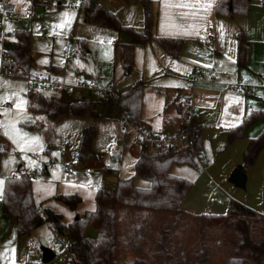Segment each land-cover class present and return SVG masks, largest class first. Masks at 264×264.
I'll return each mask as SVG.
<instances>
[{
	"label": "trees",
	"instance_id": "trees-1",
	"mask_svg": "<svg viewBox=\"0 0 264 264\" xmlns=\"http://www.w3.org/2000/svg\"><path fill=\"white\" fill-rule=\"evenodd\" d=\"M128 1V0H123ZM142 6L143 27L135 30L122 24L116 15L105 8L99 0H79L78 7L82 9L83 18L89 23L111 27L127 33L131 37L130 47L142 45L148 40H154L170 57H177L182 47L180 37L158 36L153 32L154 12L151 0H137ZM264 6V0H260ZM249 0H217L214 4V14L222 16L244 15L248 9ZM15 37L4 41L7 54L11 57V76L22 77L29 73L31 66L30 32L24 28L14 30ZM235 64L243 66L249 55V41L242 32L235 34ZM78 47H82L79 39ZM122 65L127 69L131 65L130 49L122 55ZM17 68L19 70H17ZM145 82L136 80L123 89H114V95L106 104H114L124 117V122L132 125L142 123L141 95ZM264 102V100H261ZM93 101L89 98L61 100L58 97L39 95L31 104L38 110L46 111L54 117L59 114L74 116L94 115ZM264 116V110L254 109L237 123L236 127L225 130L227 143L241 138L243 131L250 124ZM191 144L181 148L152 149L146 143L139 145L138 156L134 161L133 174L129 177H119L113 189L99 187L95 190L94 206L85 210L77 218L63 221L61 213L48 207L43 208L40 215L34 204L30 178L23 171L16 175L5 176L0 199V213L8 223L14 222L17 235L27 234L42 223H47L53 233L62 236L67 243L66 250L71 254L73 264H118V258L124 251L134 253L135 264L149 262L150 264H243L245 261L264 262V214H258L249 207L235 200H229L224 213L192 214L181 207V203L190 188L192 181L175 175L170 171L172 164L186 163L197 166L201 155L202 126L196 123L188 127ZM95 135V127L91 124L82 127L79 138L77 157L83 161L91 150V142ZM264 147V128L247 141L243 150L242 170L254 163L258 153ZM135 177L149 181L147 187L136 186ZM55 200L75 211L80 202L76 193H56ZM126 207L144 209L149 213L166 212L171 214L170 224L160 229L154 244L147 245L141 227L120 239L118 232L117 208ZM94 209V210H93ZM137 211V210H136ZM184 215L197 218L196 241L180 253V243L173 233ZM92 227L97 232L95 240L86 235V228ZM221 233L222 253L217 254L215 242L208 230ZM141 231V232H140ZM210 233V234H209ZM216 239V238H215ZM140 245L134 247V242ZM127 245V246H126ZM126 246V247H125ZM121 247V249H120ZM184 247V245H183ZM217 248V247H216ZM27 264H49V262H32Z\"/></svg>",
	"mask_w": 264,
	"mask_h": 264
},
{
	"label": "rangeland",
	"instance_id": "rangeland-1",
	"mask_svg": "<svg viewBox=\"0 0 264 264\" xmlns=\"http://www.w3.org/2000/svg\"><path fill=\"white\" fill-rule=\"evenodd\" d=\"M12 3L17 11L27 8L32 9L34 12L30 20L22 18L17 20V15L11 17L5 22V28L7 29V26L11 25L12 32L17 28H24L30 32L32 65L37 70L44 72L50 66L57 67L60 70L57 72L60 80L73 85L75 76L80 73L83 78L94 80L98 86L112 87L113 90L123 89L126 85L139 79L146 83L147 77L144 74L145 69L142 65L141 54L128 72H125V68L120 64L119 54L123 32L111 27L96 26L93 23L84 21L82 9L78 7V0H20L19 3H14L12 0ZM65 11L75 13L71 26L64 29L62 34H53V25L59 22L60 14ZM55 31L59 33L60 30L57 29ZM110 37L118 39L115 46L107 44V40H110ZM78 38L83 41L82 56H79V50L76 46ZM101 41H104V43H101ZM198 43L201 44L199 39ZM106 52L108 53L107 57L104 55ZM42 60H47V63L42 64L40 62ZM77 61H79V64ZM80 64L84 65V67H80ZM194 68L196 67H193L191 76ZM262 78H264V73ZM2 82L7 83L0 86V96L6 97L10 92L19 91L21 88L24 90L22 77L1 75L0 84ZM161 92V89L155 88L150 83H146L142 88L140 115L142 118L147 119L153 128L157 127L158 115L161 113L160 102L167 100ZM22 96L27 102L30 100L24 91ZM58 98L61 100L89 98L93 101L92 107L95 113L89 116L59 114L52 117L46 111L35 109L31 104L27 103L26 115L32 124H27L25 122L27 119L21 116L17 118L20 120L17 127L21 130V134L27 133L30 137L39 136L42 150L37 148L34 152L20 151L12 139L5 135L4 129L0 128V181H3L5 176L16 175L21 171H26L30 167V160L37 161L34 166L38 167L39 161L37 158L30 157V153L37 154L39 160L50 157L58 159L65 156L76 166L72 173H67L59 168L49 169L47 172L50 177L59 176V179L55 178L60 182L58 188L64 189L67 193H76L80 196L81 200L77 210L82 214L85 210L93 208V195L97 188L107 186L113 189L115 187L112 182L104 178L106 173H112L121 178L129 177L133 174V164L138 156L140 144L133 139L132 128L124 122V117L117 106L104 103L97 97L95 91L72 86L70 95L59 94ZM5 104L9 106L6 107ZM5 108H13L12 99L0 101V113ZM12 117V113L7 116L0 115V121L7 122ZM150 117L153 119L149 120ZM88 124L95 127V135L91 142V150L87 152L85 159L81 161L77 157L80 132L82 127ZM232 142L233 140L227 143V136L223 131L212 133V145L218 148H201V155L208 157L210 160L206 166L207 172H204L198 166L186 163L172 165L171 172L173 174L192 181L184 198L198 195L203 187L209 186V183L215 188L222 187L224 189L223 186H230L233 190L242 192L257 191L261 193L264 200V184H261V181H264V147L258 153L254 163L243 169L246 174V180L244 187L240 188L227 180L226 172L231 162H236L235 166L243 163L242 154L244 148H231ZM53 153H58V155H53ZM103 164L108 165L110 169L102 171L97 168V166ZM85 166H95L96 168L86 172L84 170ZM210 170H214L215 174L211 173ZM46 175L47 173L44 172L38 177L31 176L30 181L35 186H40L43 184L40 180L44 179ZM89 181L92 182L91 187H74V185L80 184L87 185ZM133 182L139 187H147L149 185V181L142 177H135ZM90 192L91 195L89 194ZM35 200L40 215H43V207H49L55 212L57 211L56 209L62 208V217L65 222L71 217L69 215L71 211L60 201L49 198L39 203L37 202V196ZM229 200L239 202L232 197L228 198L227 202ZM226 210L220 213H224ZM117 220L121 240L129 237L132 231L134 232L136 228L142 225V232H140L143 233L148 245L150 241L154 244V239L158 237L160 229L168 226L172 217L171 214L166 212L149 213L144 209L118 207ZM197 227V218L193 217V215L181 217L179 225L173 232L177 242L180 243V253H183L186 247L191 246L196 241ZM85 232L90 240L96 239L97 232L92 227H87ZM208 232L211 234L217 233H215L217 236L212 238V242H215V249L218 251L216 253H222L220 241L217 239L222 234L215 229L208 230ZM33 234H38L40 245H46L54 252V257L49 261V264H70L66 249L61 246L60 242L52 241L51 237L54 233L48 225H41ZM58 237L64 240L62 236ZM33 244V249L37 252L39 244L37 246L36 240ZM260 264H264V262Z\"/></svg>",
	"mask_w": 264,
	"mask_h": 264
},
{
	"label": "crops",
	"instance_id": "crops-1",
	"mask_svg": "<svg viewBox=\"0 0 264 264\" xmlns=\"http://www.w3.org/2000/svg\"><path fill=\"white\" fill-rule=\"evenodd\" d=\"M99 1L105 8L114 13L122 24L128 25L135 30L142 29V6L137 0ZM151 1L154 12L153 32L158 36L180 37L183 39V43L179 55L177 57H170L154 40H148L142 45H133L130 47L131 37L123 32L119 54L121 66H123L122 55L124 51L130 49L131 52V65L129 69L123 66L125 72L132 69L133 64H135V61L141 54L142 65L145 69L144 74L147 77L146 83H150L155 88L161 89V93L167 98V100L162 103L161 113L158 115L157 127L153 128L147 119L141 117L142 124L156 130L169 126L176 117L177 95L188 94L197 107L194 123L202 126L201 148H218L212 145V133L218 131L225 132L231 124L239 123L250 110H264V102L261 101L264 100V78H262V74L264 73V6L260 4V0H249L248 9L244 15L222 16L214 14L213 11L214 4L217 0H211L212 7L207 11H204L203 8H178L174 6L181 3H195L196 0ZM208 2L209 0H199L200 5ZM185 12L189 13V15H183ZM192 12H196L195 17L191 15ZM93 24L96 26H104ZM193 24L199 25V33L201 30H207L210 33L212 38L211 44L202 43L200 41V34H178L180 31L186 29L188 25ZM221 32H223V38H221ZM237 32H242L244 37L249 41V55L246 64L243 66H237L235 62H232L233 60L235 61L236 47L234 37ZM198 39L201 44L198 43ZM117 42L118 39L115 38V41L111 43V45L115 46ZM76 46L79 50V56H82L83 41L81 48L78 47V42ZM229 57H231V59H229ZM206 65H211V67H206ZM193 67L200 68L202 73L197 77H195L194 74L191 76L190 74ZM30 70L40 71L33 67L32 61ZM47 71L56 73L58 76L57 72L60 70L57 67L50 66L44 72ZM210 77H212L213 83H209L208 80ZM194 78L197 80V83H191V80ZM224 82L246 84L248 90L236 92L225 89L221 86ZM70 85L73 86V84ZM167 91L171 92V95H166ZM236 97H239L241 100L239 105L234 103ZM34 101L35 99L30 98L28 103L32 104ZM241 110H243V114ZM150 119L153 118L150 117L149 120ZM25 122L27 124H32L29 119L25 120ZM263 128L264 116L250 125L244 131L243 137L234 139L231 148H245L248 139L254 137L255 134ZM202 159H207L208 163L203 166L197 163V166L204 170V172H207L206 166L209 164L210 160L206 156L199 158V160ZM235 164L236 162H231L226 172L227 180L230 183H232L229 180L230 172L234 167H238V165L235 166ZM172 165L170 166V171ZM47 171H45V173H47L45 178L40 180L43 183L40 186H35L30 181L35 206L36 196L37 202L40 203L49 198L55 200L52 196L56 193H67L64 189L58 188L60 182L50 177ZM210 172L215 174L214 170H210ZM104 178L112 182L115 186V182L119 177L112 173H106ZM113 179H116V181ZM261 184L263 185L264 181H261ZM208 185V187H203L198 195L184 198L181 207L192 214L220 213L226 210L228 207L227 200L232 197L254 210L256 213H264V200L262 199L261 193L257 191L242 192L233 190L230 186H223L224 189L219 187V189L213 187L209 183ZM244 185L240 188H243ZM104 187L111 189V187ZM45 188L50 189V194L49 192L43 193L45 192L43 190ZM77 207L78 205L75 211L67 207V209L71 211V214H69L71 217L68 221L75 216L81 215ZM36 210L38 212L37 206ZM56 210V212H61L63 216L62 208ZM43 224L48 225L47 223H42L27 234L17 235L14 222L10 221L8 223L6 217L0 213V264H13V259L14 264H27L29 261H41L40 247L46 245H40L38 234L33 233ZM48 227L51 229L49 225ZM35 240L37 246L39 244V250L37 252L33 249V242H35ZM140 243V241L136 240L133 245L137 247ZM48 248L51 249L50 247ZM12 249H15L14 253ZM52 253L54 257V252L52 251ZM67 253L69 255L70 264H73L71 254L68 251ZM122 263L135 264L134 253L131 251H124L118 258V264ZM140 264L150 263L145 261ZM243 264L260 263L245 261Z\"/></svg>",
	"mask_w": 264,
	"mask_h": 264
},
{
	"label": "built area",
	"instance_id": "built-area-1",
	"mask_svg": "<svg viewBox=\"0 0 264 264\" xmlns=\"http://www.w3.org/2000/svg\"><path fill=\"white\" fill-rule=\"evenodd\" d=\"M17 15V20L30 19L34 12L32 9L22 8L17 11L12 3V0H0V76L10 75L11 69V57L7 54L4 46V41L11 40L15 37L14 32H9L5 28V22L11 17ZM111 43L115 41V37L110 38ZM200 41L204 44H211L212 38L207 30L200 31ZM17 70H19L17 68ZM202 70L200 68H194L193 74L195 77L200 75ZM24 81V92L30 98L35 99L39 95L47 97H58L59 94L70 95L71 86L61 81L56 73L47 71H32L22 76ZM209 83H213L212 77L208 80ZM191 83H197L194 78ZM80 88H87L96 92L97 97L102 101H107L114 95L112 87H100L94 80H87L82 77L79 73L75 76L74 85ZM223 88L230 89L236 92H243L248 90L246 84H240L237 82H224ZM166 95H171V92L167 91ZM177 113L175 119L169 124V126L163 129H151L150 127L138 123L130 125L133 131V139L141 144L146 143L152 149H163V148H181L191 144L189 137L188 127L194 123V117L197 111L196 105L192 102L191 97L188 94H178L177 99ZM8 107V104H5ZM30 157L37 158L39 166H30L23 173L28 177H38L49 169L59 168L67 173H71L76 169V166L67 157L48 159H38V155L30 153ZM208 163L207 159H198V164L203 166ZM95 166H85L84 170L90 172L95 169ZM102 171H108L110 168L108 165L97 166ZM53 242H60L61 246L67 248L66 241L59 239L55 234L51 237Z\"/></svg>",
	"mask_w": 264,
	"mask_h": 264
},
{
	"label": "snow or ice",
	"instance_id": "snow-or-ice-1",
	"mask_svg": "<svg viewBox=\"0 0 264 264\" xmlns=\"http://www.w3.org/2000/svg\"><path fill=\"white\" fill-rule=\"evenodd\" d=\"M14 3H19L20 0H13ZM79 2V0H78ZM175 7L178 8H203L204 11H207L211 9L212 3L211 0H209L208 3H204L202 5L199 4V0H196L195 3H181L174 5ZM183 15L187 16L189 13L185 12ZM191 15L195 17L196 12H192ZM75 17V13L73 12H68L65 11L60 14L59 22L53 25L54 32L53 34H62L64 29L69 28L71 26L72 20ZM60 30L59 33H57L55 30ZM7 31L11 32L12 27L11 25L7 26ZM169 34H177V33H169ZM178 34H183V35H199V25H188L186 29L180 31ZM221 38H223V32H221ZM101 43H104V41H101ZM107 44H111V40H107ZM105 57L108 56V53L106 52ZM231 59V57H229ZM42 64H46L47 60H42L40 61ZM233 63L235 62L234 60L232 61ZM79 64V61H77ZM80 67H84V65L80 64ZM206 67H211V65H206ZM7 82H2L0 86H3V84H6ZM23 89H19V91H12L8 94V96H0V101H7L8 99H12L13 101V108H5L0 115H9V113L13 114L12 119L8 120L7 122L5 121H0V128L4 129L5 135H8L10 139H12L13 143L17 145L18 149L22 152H27V151H36L37 148L42 150V143L41 139L39 136L35 137H30L27 133L21 134V130L17 127V124L20 123V120L17 119L18 117L23 116L24 119H28L26 115V107H27V100L23 99L22 93ZM162 101L160 102L162 106ZM234 103L239 105L241 103V100L239 97H236L234 99ZM241 113L243 114V110H241ZM251 114V110L249 111V115ZM239 122H242L239 121ZM231 127H236L238 126L236 123H233L230 125ZM53 155H58V153H53ZM37 163V161L30 160L29 164L30 166H34ZM56 179H59V176H55ZM3 181H0V191H2V186H3ZM91 181L88 182L87 185L85 184H80V185H74V187H79V188H85V187H91ZM45 192H49L50 194V189L45 188L43 189ZM91 195V192L89 193ZM94 210V209H93ZM12 252H15V249H12ZM13 264H14V259H13Z\"/></svg>",
	"mask_w": 264,
	"mask_h": 264
},
{
	"label": "water",
	"instance_id": "water-1",
	"mask_svg": "<svg viewBox=\"0 0 264 264\" xmlns=\"http://www.w3.org/2000/svg\"><path fill=\"white\" fill-rule=\"evenodd\" d=\"M113 180L116 181V179ZM229 180L236 186L242 187L244 185V180H245L244 171L239 167H234L230 172ZM75 218H77V216H75ZM40 250H41V261L49 262L53 257V253L51 249H49L46 246H41Z\"/></svg>",
	"mask_w": 264,
	"mask_h": 264
}]
</instances>
